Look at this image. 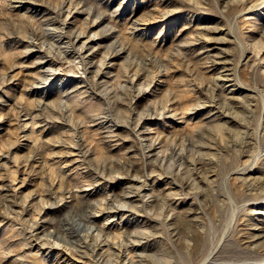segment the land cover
Returning <instances> with one entry per match:
<instances>
[{
	"label": "rangeland",
	"instance_id": "rangeland-1",
	"mask_svg": "<svg viewBox=\"0 0 264 264\" xmlns=\"http://www.w3.org/2000/svg\"><path fill=\"white\" fill-rule=\"evenodd\" d=\"M0 264H264V0H0Z\"/></svg>",
	"mask_w": 264,
	"mask_h": 264
},
{
	"label": "bare ground",
	"instance_id": "bare-ground-1",
	"mask_svg": "<svg viewBox=\"0 0 264 264\" xmlns=\"http://www.w3.org/2000/svg\"><path fill=\"white\" fill-rule=\"evenodd\" d=\"M89 46V45H88ZM233 76V75H232ZM224 77V76H223ZM226 78V77H225ZM224 81H226V82H230V79L229 78H226V79H224ZM223 82V81H222ZM233 82V81H232ZM231 82V83H232ZM225 84V83H224ZM228 85V84H227ZM228 89V88H227ZM231 89V88H230ZM236 91V90H235ZM234 92V91H233ZM231 96V95H230ZM121 213V212H120Z\"/></svg>",
	"mask_w": 264,
	"mask_h": 264
}]
</instances>
